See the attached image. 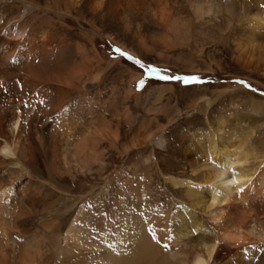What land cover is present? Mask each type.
<instances>
[{
  "label": "bare ground",
  "instance_id": "6f19581e",
  "mask_svg": "<svg viewBox=\"0 0 264 264\" xmlns=\"http://www.w3.org/2000/svg\"><path fill=\"white\" fill-rule=\"evenodd\" d=\"M187 4L196 22L214 13L212 0ZM184 8L181 0H0V264H264V138L240 124L241 112L215 116L179 146L166 136L173 119H154L155 128L131 136L125 110L124 143L111 123L120 90L109 74L122 67L129 86L136 76L120 57L100 52L88 27L123 29L136 48L105 35L133 56L143 49L161 59L156 46L177 39ZM71 16L81 30L69 25ZM262 26L256 15L251 32ZM75 97L91 103L88 121L74 112ZM101 104L113 120L96 115ZM147 147L150 158L137 167ZM177 153L180 160L172 159ZM122 156L124 178H109ZM182 164L189 171L176 173ZM149 172L183 195L174 213L154 196ZM232 178L240 183L228 185ZM113 182L109 205L95 201Z\"/></svg>",
  "mask_w": 264,
  "mask_h": 264
},
{
  "label": "rangeland",
  "instance_id": "374dc122",
  "mask_svg": "<svg viewBox=\"0 0 264 264\" xmlns=\"http://www.w3.org/2000/svg\"><path fill=\"white\" fill-rule=\"evenodd\" d=\"M7 1L12 2V0ZM181 2L185 7L184 9H186V13L182 14L184 23L178 29L177 39L175 41L170 39L173 43L170 42L172 45L167 49L156 46L155 51L163 52L164 57L161 59L156 58L154 54L147 53L143 49H140L139 55H130L140 59L145 64L167 69L168 72L165 73L167 75L198 76L201 78V83L186 85L182 81H160L155 78H148L137 65L121 58L114 51L118 47L126 52L111 36L128 46L131 45L136 48L132 41V34L111 25L107 28V25L101 24L99 29L88 27V31L94 38V43L100 52L105 50L110 54V57H120L124 65L133 68V74L136 76L134 78L136 80H132L130 84L132 93L128 94L126 90L130 87V75L126 72L122 73V67H117L115 71L111 72L109 77L114 76L115 80L118 79L116 82L120 90L118 97L120 101L117 100L119 115L116 117L117 120H113L110 112L109 114L104 112L102 102L109 103L108 98H104L101 105L94 106L96 115L100 116L105 113L106 121L113 120L111 123L114 128L118 127L122 143L128 140L126 137H128L129 127L123 115L125 110H129L131 113V123L133 125L131 136L137 132H146L147 129L155 128V120L167 123L170 119H173L170 124L173 132L166 134V136L169 144L179 146L181 138L190 136L193 130L201 129L202 132L205 131L204 129L208 127V123L215 116H227L241 112L240 124L248 130L258 129L260 132L257 130V138L262 140L264 138V109L257 110L252 106V103L264 102V26L255 31L257 34L251 32V26L256 15L261 16L262 19L264 18V7H262L264 0H212L214 13L201 22L195 21L193 14L188 9L187 0H181ZM67 19L71 27L82 29L80 23L74 17L71 16ZM241 49H244V51ZM141 79L145 80V86L138 91L136 84ZM237 81H245L251 88L243 87ZM92 96L94 95L92 94L90 97ZM207 100L211 104L204 110L203 104ZM86 102L89 101H82L81 98L75 97L74 103H77V105L72 106L74 112L81 115L83 121L84 119L88 121L87 114L90 107L92 108L91 103ZM117 123L118 125L115 126ZM81 131L78 136H82L87 132V126ZM103 146H106V144ZM151 151L147 147L144 149L143 154L136 158L137 167L146 158H150ZM157 155L159 158L164 156V154ZM115 156L119 157L116 153ZM164 157L163 161L170 159L169 156ZM171 158L180 160L181 157L177 153ZM123 159H125L124 156L117 159L113 158V162L106 173L109 178L111 176H116V179L124 178V172L126 171L124 170ZM179 167L182 168H178L176 173L189 171V168L186 169L187 167L184 164L179 165ZM144 172L133 174L132 177L145 175ZM149 173V177L152 176L150 187L155 194L154 196L159 197L158 200L160 204L162 203V206L171 207L174 213L183 195L174 192L170 185L165 182L164 177H157L152 175V172ZM100 179L101 182L103 177ZM115 184L113 182L109 188L110 194L108 192L103 196H98L95 201L101 200L102 205H109L115 197ZM217 259L221 260V263L225 261L222 256ZM172 264L179 263L173 261Z\"/></svg>",
  "mask_w": 264,
  "mask_h": 264
},
{
  "label": "snow or ice",
  "instance_id": "6c2138e0",
  "mask_svg": "<svg viewBox=\"0 0 264 264\" xmlns=\"http://www.w3.org/2000/svg\"><path fill=\"white\" fill-rule=\"evenodd\" d=\"M262 7H264V5H262ZM115 53L119 54V56L121 58L127 59L129 62L134 63L135 65H137L141 71L145 74L146 77L148 78H155L158 79L160 81H182L184 84L189 85V84H200L201 83V78L195 75H191V76H176V75H167L165 73L168 72L167 69H161L155 65H151V64H145L143 63L140 59H137L133 56H131L129 53L122 51L120 48H115L114 49ZM237 83H239L241 86L246 87V88H251V86L249 84H247V82L245 81H237ZM145 86V80L141 79L137 82L136 84V89L142 90V88ZM4 154L6 155H11V151L7 148H5L3 150ZM229 171L233 172V176L236 175L235 171L233 169H229ZM240 181L232 178L227 180V184L228 185H237L239 184ZM238 192H243L244 188L240 187L237 189ZM217 195H220V193L217 191L216 193ZM149 235L151 236L152 240L154 242H156L157 244H161V246L164 249H169V243H162L161 240L157 237L156 232L153 230H149ZM167 239L169 241H171L173 239V237L170 235L167 237Z\"/></svg>",
  "mask_w": 264,
  "mask_h": 264
},
{
  "label": "clouds",
  "instance_id": "9594fccd",
  "mask_svg": "<svg viewBox=\"0 0 264 264\" xmlns=\"http://www.w3.org/2000/svg\"><path fill=\"white\" fill-rule=\"evenodd\" d=\"M194 264H202V262L199 259H197V261H195Z\"/></svg>",
  "mask_w": 264,
  "mask_h": 264
}]
</instances>
